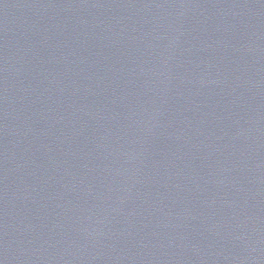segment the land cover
<instances>
[{
	"label": "water",
	"instance_id": "water-1",
	"mask_svg": "<svg viewBox=\"0 0 264 264\" xmlns=\"http://www.w3.org/2000/svg\"><path fill=\"white\" fill-rule=\"evenodd\" d=\"M0 264H264V0H0Z\"/></svg>",
	"mask_w": 264,
	"mask_h": 264
}]
</instances>
